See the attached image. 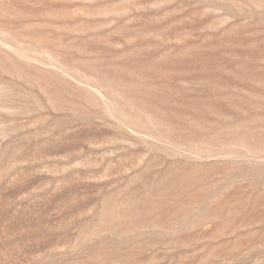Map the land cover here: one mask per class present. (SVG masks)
Returning a JSON list of instances; mask_svg holds the SVG:
<instances>
[{"label":"rangeland","instance_id":"rangeland-1","mask_svg":"<svg viewBox=\"0 0 264 264\" xmlns=\"http://www.w3.org/2000/svg\"><path fill=\"white\" fill-rule=\"evenodd\" d=\"M0 264H264V0H0Z\"/></svg>","mask_w":264,"mask_h":264}]
</instances>
